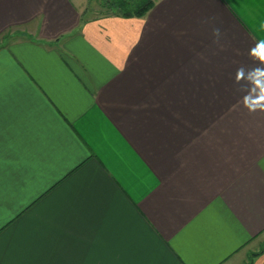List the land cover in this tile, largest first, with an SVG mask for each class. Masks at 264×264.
I'll use <instances>...</instances> for the list:
<instances>
[{"label": "crops", "instance_id": "1", "mask_svg": "<svg viewBox=\"0 0 264 264\" xmlns=\"http://www.w3.org/2000/svg\"><path fill=\"white\" fill-rule=\"evenodd\" d=\"M89 1L0 0V264H264V0Z\"/></svg>", "mask_w": 264, "mask_h": 264}, {"label": "clouds", "instance_id": "2", "mask_svg": "<svg viewBox=\"0 0 264 264\" xmlns=\"http://www.w3.org/2000/svg\"><path fill=\"white\" fill-rule=\"evenodd\" d=\"M261 29L264 30V24L261 25ZM212 35L214 43H219L223 32L220 27H213ZM248 56L255 67L246 69L241 66L237 68L233 77V83L239 85L238 91L244 93L237 103L249 114L264 112V39L254 43L248 50Z\"/></svg>", "mask_w": 264, "mask_h": 264}, {"label": "trees", "instance_id": "3", "mask_svg": "<svg viewBox=\"0 0 264 264\" xmlns=\"http://www.w3.org/2000/svg\"><path fill=\"white\" fill-rule=\"evenodd\" d=\"M153 0H105L104 7L107 10L104 16H116L121 18H142L152 8ZM86 11L83 13L82 22H86Z\"/></svg>", "mask_w": 264, "mask_h": 264}, {"label": "rangeland", "instance_id": "4", "mask_svg": "<svg viewBox=\"0 0 264 264\" xmlns=\"http://www.w3.org/2000/svg\"><path fill=\"white\" fill-rule=\"evenodd\" d=\"M105 0H91L89 1L86 9V19H94L95 17L104 16L102 14H106L107 10L104 7ZM81 21H83L81 19ZM257 255H263L264 254V240L259 243L258 249H257ZM256 253L252 254V257L255 256ZM249 264V263H247Z\"/></svg>", "mask_w": 264, "mask_h": 264}]
</instances>
